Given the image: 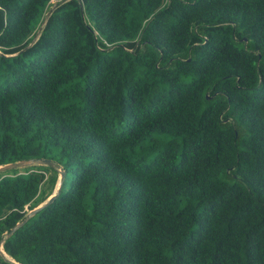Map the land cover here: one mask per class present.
Masks as SVG:
<instances>
[{
    "label": "trees",
    "instance_id": "16d2710c",
    "mask_svg": "<svg viewBox=\"0 0 264 264\" xmlns=\"http://www.w3.org/2000/svg\"><path fill=\"white\" fill-rule=\"evenodd\" d=\"M0 52V163L52 160L0 171V237L63 170L7 256L264 264V0H0Z\"/></svg>",
    "mask_w": 264,
    "mask_h": 264
},
{
    "label": "water",
    "instance_id": "95a60500",
    "mask_svg": "<svg viewBox=\"0 0 264 264\" xmlns=\"http://www.w3.org/2000/svg\"><path fill=\"white\" fill-rule=\"evenodd\" d=\"M46 13H49V10L46 11ZM39 28L36 31L35 36L37 35ZM1 53V52H0ZM207 97V95L205 94ZM30 164H43V165H52V160L50 158L46 157H30V158H22L14 161H8L4 163H0V171L11 169V168H16V167H22ZM59 172L57 175V183L54 191H51L44 200L36 204L35 206L27 209L22 218L19 220L15 221L6 231L2 232V236L0 237V255H2L5 259H7L9 262L13 264H19L17 261L12 259L11 257L7 256L5 252L2 250L1 243L3 239L7 236H9L18 226L23 224L27 218H29L32 214H34L37 210H39L42 206L48 204L53 200V198L57 195L59 188H60V182L63 176V170L61 167L58 168Z\"/></svg>",
    "mask_w": 264,
    "mask_h": 264
},
{
    "label": "rangeland",
    "instance_id": "374dc122",
    "mask_svg": "<svg viewBox=\"0 0 264 264\" xmlns=\"http://www.w3.org/2000/svg\"><path fill=\"white\" fill-rule=\"evenodd\" d=\"M53 2H54V0H52ZM52 7V6H51ZM57 169H58V167H57ZM58 175V174H57ZM57 179V178H56ZM56 183H57V181H55ZM56 183H54V186H53V188H52V190L51 191H54V189H55V187H56ZM24 209H25V211L27 210V209H29L26 205L24 206Z\"/></svg>",
    "mask_w": 264,
    "mask_h": 264
}]
</instances>
